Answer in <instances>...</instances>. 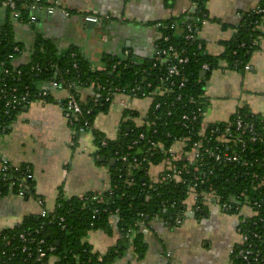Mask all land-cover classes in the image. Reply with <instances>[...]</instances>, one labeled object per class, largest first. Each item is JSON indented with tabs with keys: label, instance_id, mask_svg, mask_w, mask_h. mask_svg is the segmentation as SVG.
Listing matches in <instances>:
<instances>
[{
	"label": "crops",
	"instance_id": "1",
	"mask_svg": "<svg viewBox=\"0 0 264 264\" xmlns=\"http://www.w3.org/2000/svg\"><path fill=\"white\" fill-rule=\"evenodd\" d=\"M42 1L45 6L38 10L37 23L32 26L14 20L6 9L0 7V30L6 24L10 25L14 40L22 45V50L12 59L15 68L30 62L34 33L49 41L59 56L75 47L96 71L105 67L108 57L119 60L127 57L140 65L153 54L160 37L157 25L180 17L188 19L191 8L198 5L192 0ZM201 1L205 17L201 21L196 19L200 24L197 37L204 44L206 53L216 58L224 52L223 43L231 40L237 32L240 14L254 9L260 0ZM49 7L54 8L51 15L47 13ZM87 15L99 17V23H86L84 17ZM254 42V51L247 62L248 70H228L224 60H219L218 69L209 74L205 84L209 122L227 121L241 107L264 115V34ZM51 96L49 101L35 100L21 109L7 133L0 137V156L14 166L30 167L35 195L43 200V208L47 210L54 208L60 188L62 196L69 199L105 190L110 177L108 168L96 162L98 147L91 136L88 133L75 135L61 108L54 102L62 100L63 93L53 92ZM79 96L81 101L91 100L93 92L91 89L80 90ZM148 107V102L116 95L108 111L96 117L94 127L113 140L126 108L141 115ZM41 209L33 199L0 196V231L14 228L26 216H38ZM211 211L217 212L219 221L225 220L224 214L215 207L208 209L201 220L185 216L182 219L197 221L203 227L221 225L223 228H215L214 235L205 230L195 234L196 245L199 244L197 251L189 248L193 240L185 236L181 224L170 229L155 223L144 237L146 250L141 257L127 251L115 258L113 264H230L229 252L238 236L235 228L214 220ZM203 237L212 243V256L206 259L199 248ZM120 239L116 230L111 234L93 231L85 242L95 253L105 255L116 251Z\"/></svg>",
	"mask_w": 264,
	"mask_h": 264
},
{
	"label": "built area",
	"instance_id": "2",
	"mask_svg": "<svg viewBox=\"0 0 264 264\" xmlns=\"http://www.w3.org/2000/svg\"><path fill=\"white\" fill-rule=\"evenodd\" d=\"M19 1L0 0V6L9 10L14 20L22 22L21 15L17 10ZM38 1L40 0H36L31 6L32 10L37 8ZM252 11L257 15L264 13V10L259 6H256ZM53 12V7L47 8L49 15ZM243 14H240L241 18ZM65 16H68V14L65 13ZM84 20L86 23L97 24L100 18L87 15ZM36 23L37 17L30 16L27 24L31 26ZM258 27L264 32V17ZM173 28L174 26H171V29ZM184 30V40L188 42L195 41L193 26L186 24ZM162 40L163 43H167L169 38L164 36ZM252 45L254 46L255 42ZM197 50L204 54L201 44H198ZM14 52L17 54L19 50L15 48ZM15 55L9 57L11 61ZM147 59L153 60L151 69L157 68L159 60L166 65L165 72L155 79L156 83L142 81L143 85H137L132 89L131 94H127L122 90L120 93H114L113 97L124 95L131 99L147 100L149 103L147 112L149 109L152 111L159 110L162 111L165 118H175L173 129L172 132L168 131L163 136H157L155 122L151 120L147 122L146 114H141L138 117L123 116L122 114L117 132L120 123L126 121H131L136 127H144L146 131L139 132L128 144L127 152L114 160L119 161L125 169L127 177L125 183H133L135 172L143 170L152 185L179 188L184 198L179 203L165 201L161 204V206H167L163 207L168 215L166 218H159L154 215L151 221L146 223L148 216L140 214L143 220L134 224V227L129 228L125 234L128 245L125 253L129 251L133 254L131 241L138 232L144 235L149 234L155 223L173 229L181 224L186 214L194 213L196 215L199 211L200 213L203 212L202 207L207 208V210L215 207L222 214L235 215L238 218V223L235 226L238 241L230 250V254L236 248V257L239 261H242V264H264V149L260 151L261 157L256 158L257 150L248 147L249 144L256 145L261 140L262 134L255 130L253 122H245L240 117H237L234 121L229 119L224 122H209L207 120L208 99L205 96V90L197 99L188 96L185 100L180 93L176 94L172 100L167 98L175 90L183 89L185 86L184 82L186 80H184L182 71L183 67L188 64L189 58L185 55L184 49L178 50L170 44L161 48L155 44L153 54ZM73 66L76 67L75 64ZM208 69V64L202 65V72H206ZM30 70L39 71V66H33ZM105 70L106 67L99 71ZM112 70H115V65H113ZM243 70H248V66H244ZM1 73L2 69L0 67V102H3L2 112L4 115L10 117L14 114L13 117H15L30 102L47 100L53 92H62L63 99L54 100V102L61 108L68 126L74 131L75 135L88 133L94 144H96V136L92 133V130L95 129L94 124L90 125L88 121L83 119L84 114H89L90 110L85 112L80 101L71 92V88L63 86L62 83L56 80L59 77L58 71L53 72L54 80L49 81L46 86H41L40 91L31 98L28 94L18 97L16 94L17 88L8 87L1 77ZM17 74L19 75L20 71H17ZM92 88L93 85L89 89L92 90ZM96 89L99 90L100 87L98 86ZM137 94L141 97L138 98ZM98 97L99 94L93 93V98L90 101L98 102ZM113 97L104 98L103 103L110 105ZM156 97L164 99L161 102H154ZM94 106H97V104H94ZM100 106H102V103ZM177 106L182 107V113L177 114L174 112ZM125 110H128V108ZM237 110L234 112L235 114H237ZM75 122L79 123L78 126L74 125ZM260 123L264 125V115H262ZM8 129V126L4 127L0 124V137L6 134ZM178 129L181 130L182 134L177 133ZM244 134L245 136H243ZM99 145L101 147L106 146V141L100 140ZM134 148L138 150L137 153L131 152ZM250 155H253V157L251 158ZM156 158L158 160H155ZM209 160H212V162H209ZM215 169L219 171V176H215L214 180L211 181V175ZM226 170L229 171L228 177L225 175ZM219 178H224L227 183L231 182L233 185L246 187L237 194L231 193L223 196L214 183ZM32 181V171L28 165L14 166L9 163L7 158L0 156V196L13 195L22 200L33 199L38 206L42 207L38 216L49 218L56 205L52 210L43 208L44 202L35 195ZM3 190H5V193H2ZM107 191H109V186L103 191L77 197L83 201L102 204L105 202ZM108 196H111V192ZM225 197L227 198L225 199ZM164 203L167 205H164ZM117 211L115 210V212ZM93 212L96 214L98 211L94 209ZM64 221L63 217H58L62 229H64V225H62ZM112 226L115 227L113 222ZM136 227L138 229H135ZM2 231H0V234ZM38 234V231H35L34 234L29 232L19 233L16 237L2 236L5 246H12V241L17 243L13 246L12 253L8 255V258H15L16 252H19L25 256L24 261H28L29 264H68L55 254V246L46 244L43 238H37L36 235ZM91 252L95 254L94 251ZM115 253H117V250ZM2 255H6V253L2 252ZM102 256L98 254L97 259L101 261ZM78 263L75 261L71 264Z\"/></svg>",
	"mask_w": 264,
	"mask_h": 264
},
{
	"label": "trees",
	"instance_id": "3",
	"mask_svg": "<svg viewBox=\"0 0 264 264\" xmlns=\"http://www.w3.org/2000/svg\"><path fill=\"white\" fill-rule=\"evenodd\" d=\"M201 2V0L196 1V4L199 5L198 9L194 15L187 14L189 16L188 19L180 17L159 23L158 30L160 31V37L155 44L161 48L170 44L178 50L184 49L185 55L189 58L188 64L183 67L182 71L184 80H186L184 82L185 86L183 89L175 90L168 96L167 98L170 100L174 99V96L178 93L182 94L185 100L188 96H193L197 99L199 95H202L209 74L213 70L218 69L219 60H224L226 69L228 70L243 71L255 48L252 43L258 36L264 34L258 27L262 23L264 13L257 15L250 10L243 14L233 38L223 43V54L216 58L209 56L205 51L204 44L197 37L200 24L194 21L195 19L201 21L205 17V10L201 8ZM33 4L34 2L30 0H20L17 3V10L21 15L22 23H27L30 16L36 17L38 10L45 6L43 1L40 0L37 2V8L32 10L31 6ZM258 6L264 10V0H260ZM7 11L10 13L9 10ZM186 24L193 26L195 41L188 42L184 40V28ZM171 26H174V28L171 29ZM164 36H168L169 38L167 43H163L162 39ZM198 44L202 45L204 54H201V51L197 50ZM15 48L20 52L22 45L14 40L12 27L6 24L0 30V67L2 69L1 77L8 87H16L18 97L28 94L31 98L40 91L41 86H46L49 81L54 80L53 72L58 71L59 77L56 80L62 83L63 86L71 88V92L80 101L85 112L90 110L89 114H84L83 116V119L88 121L90 125L94 124L99 114L108 111L110 105L105 102L103 103L104 98H111L114 93H120L122 90L127 94H131L132 89L137 85H143L142 81L156 83L155 79L166 70V65L161 63L160 60L158 61L157 68L151 69L153 64V60L151 59H146L143 63L137 65L127 57L120 60L108 57L105 64L106 70L96 71L89 66L75 47H70L65 54L59 56L54 46L36 33H34L30 62L27 65L15 68L12 66V61L9 58L11 55L16 54L14 52ZM74 64L76 67L73 66ZM203 64H208L209 66L208 71L204 72V77L201 75L203 73ZM37 65L39 66V71L30 70L31 67ZM113 65H115V70H112ZM17 71H20L19 75ZM92 85V92L99 94V101L95 103L90 100L81 101L79 91L89 89ZM98 86L100 87L99 90L96 89ZM137 96L138 98L141 97L138 94ZM51 99L52 96H49L47 100ZM163 99L162 97H156L154 102H161ZM101 103L102 106H100ZM94 104H97V106H94ZM2 111L3 102H0V124L4 127H9L11 121L14 120V114L8 117ZM237 111V114L234 113L230 117L231 121L240 117L245 122H253L255 130L262 134L261 140L256 145H248V147H253L257 150L256 158H260V151L264 149V125L260 123L262 115L254 114L245 107H241ZM174 112L180 114L183 112V109L181 106H177ZM145 114L147 122L149 120L155 122L157 136H163L168 131L172 132L175 118H165L162 111L159 110L152 111L149 109ZM123 116L138 117L139 114L128 109L124 110ZM78 124V122L74 123L77 126ZM219 128L222 129L221 126ZM144 131H146L144 127H136L131 121L120 123L118 135L114 140L107 139L95 129L92 130L93 135L96 136L95 143L98 147L96 162L106 166L110 175L109 191L105 194V202L94 204L89 201L80 200L77 196L66 199L62 196L60 188L56 198L55 210L49 218L29 215L24 217L22 222L14 228L1 232L0 264H29L28 261H24L25 256L19 252H16L15 258H8V255L12 253L13 246L17 245V243L12 241V246H5L2 236L16 237L19 233L29 232L34 234L35 231L39 233L36 235L37 238H43L46 244L55 246V254L63 262H67L68 264L75 261L79 262L78 264H113L114 259L124 255V252L127 250L126 246L128 245L125 234L129 228L134 227V224L143 220L140 214L148 216L146 223L150 222L154 215H157L159 218H166L168 215L165 213L164 208L167 206H161V204L165 201H176V203H179L184 198L180 189L172 186L158 187L152 185L143 170L135 172L133 183H125L127 179L125 169L119 161L114 160L124 155L131 140L139 132ZM177 133L182 134L179 129ZM100 140H105L106 146L101 147L99 145ZM131 152L137 153L138 150L134 148ZM250 157L252 158L253 155H250ZM101 159H103L102 162ZM155 160H158V158ZM151 161L153 160L151 159ZM209 162H212V160H209ZM253 170L256 171L255 169ZM228 173L229 171L226 170V177H228ZM215 176H219L217 169L213 170L211 181L214 180ZM31 183L34 186L33 181ZM214 183L218 186V191L223 196L231 193L237 194L241 189L246 187L233 185L231 182L227 183L224 178H219ZM109 192H111L110 197L108 196ZM2 193H5V190ZM164 205L167 204L164 203ZM94 209L98 211L96 214L93 212ZM115 210L118 211L115 212ZM202 211L204 215L208 212L205 207H202ZM204 215H201L200 211L196 214L198 217H203ZM58 217L64 218L65 221L62 223L64 229L59 225ZM112 222L115 227L112 226ZM135 229L138 228L136 227ZM114 230L118 231L121 235L120 246L116 248L117 253L112 250L103 255V259L99 261L97 259L98 254L91 252L92 247L85 242V239L91 231H101L105 234H111ZM144 237V234L138 232L131 241L132 252L137 257H141L145 253L146 244ZM55 243H58V245ZM2 252H5L6 255H2ZM229 258L232 264H242V261H239L236 257V248L229 255Z\"/></svg>",
	"mask_w": 264,
	"mask_h": 264
},
{
	"label": "rangeland",
	"instance_id": "4",
	"mask_svg": "<svg viewBox=\"0 0 264 264\" xmlns=\"http://www.w3.org/2000/svg\"><path fill=\"white\" fill-rule=\"evenodd\" d=\"M142 101L148 102L145 99H142ZM14 198H16V197L14 196ZM211 214H212V217H213L214 220H218L219 219V218L217 219V212L216 211H211ZM224 216L226 217V218L225 217L223 218L225 220H223V221H219L218 220V221L223 226H227V227L231 226L234 229L235 226L238 223L237 216H235V215H226V214H224ZM181 225H182L181 229H183V232H184L185 236H187V238L193 240V243L189 246V248H191V249H193L195 251H197L196 248L199 245V244L196 245L197 237H196L195 234H198L200 231L205 230L207 233H209L211 235H214V234H216L214 232L215 228L216 229H223V228H221V225L218 226V227H216V226L214 227L212 225H210L211 226L210 227L208 225H205L203 227V224H200L197 221L190 222L188 220H183ZM177 229H179V227ZM200 246H199V248L201 249V252H202L201 255L203 256L204 259H206L209 256H212V243H211V241L208 238L204 239V237H203L202 244Z\"/></svg>",
	"mask_w": 264,
	"mask_h": 264
},
{
	"label": "water",
	"instance_id": "5",
	"mask_svg": "<svg viewBox=\"0 0 264 264\" xmlns=\"http://www.w3.org/2000/svg\"><path fill=\"white\" fill-rule=\"evenodd\" d=\"M195 1H197V0H195ZM197 9H198V5L193 6V7L191 8V10L189 11V14H190V15H194L195 12L197 11ZM193 20H194V19H193ZM194 21H195L197 24L199 23L196 19H195ZM201 75L204 77V76H205V73L203 72ZM102 161H103V159H101V162H102ZM201 215H204L203 212H201ZM185 217H186V218H190V219H194V218H196V215H195L194 213H191V214H186ZM55 244L58 245V243H55Z\"/></svg>",
	"mask_w": 264,
	"mask_h": 264
},
{
	"label": "flooded vegetation",
	"instance_id": "6",
	"mask_svg": "<svg viewBox=\"0 0 264 264\" xmlns=\"http://www.w3.org/2000/svg\"><path fill=\"white\" fill-rule=\"evenodd\" d=\"M196 217H197V219H200V220L202 219L201 217H198V216H196ZM205 217H206V216H205ZM231 249H232V248H231ZM229 254H230V252H229Z\"/></svg>",
	"mask_w": 264,
	"mask_h": 264
}]
</instances>
